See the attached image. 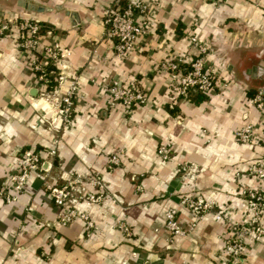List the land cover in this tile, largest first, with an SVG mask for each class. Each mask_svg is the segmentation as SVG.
<instances>
[{"label":"crops","instance_id":"crops-1","mask_svg":"<svg viewBox=\"0 0 264 264\" xmlns=\"http://www.w3.org/2000/svg\"><path fill=\"white\" fill-rule=\"evenodd\" d=\"M128 1L0 0V20L40 22L50 31L42 40L69 50L56 91L63 92L73 78L78 82L72 124L56 133L38 124L32 103L41 85L30 54L16 48L14 30L0 36V186L14 193L8 177L28 148L51 164L44 178L50 184L77 173L105 186L103 200L80 204L92 229L78 219L56 228L43 178L31 174L13 202L0 199V264H264V240L251 241L237 258L225 255L227 226L210 216L185 235H169L163 221L164 210L182 196H200L236 221L246 216L239 190L258 184L245 169L264 164V146L238 144L233 133L249 123L264 136V115L247 100L264 94V0H140L149 7L146 33L117 58L102 16L108 6ZM191 37L220 84L202 96L192 90L183 97L169 90L160 63L198 54ZM112 80H134L149 102L129 112L109 105L104 84ZM53 135L56 153L47 157ZM164 143L168 158L161 160L156 148ZM114 153L118 164L108 168ZM183 164L196 167L193 181L176 171ZM119 220L129 227L128 236L115 227ZM177 220L187 230L191 216L179 207Z\"/></svg>","mask_w":264,"mask_h":264},{"label":"built area","instance_id":"built-area-1","mask_svg":"<svg viewBox=\"0 0 264 264\" xmlns=\"http://www.w3.org/2000/svg\"><path fill=\"white\" fill-rule=\"evenodd\" d=\"M148 5L140 0H130L127 6L120 9L113 4L108 6L102 16V24L105 34L113 41V54L117 58H123L132 48L137 35H144L148 22ZM38 22L30 18H20L17 20H0V36L8 35L14 30V44L20 51L30 54V67L35 74L37 82L41 85V90L33 98V109L40 122H48L50 128L55 131L60 126L66 127L72 124V104L73 97L78 87L77 79H71L66 89L58 93L56 87L65 79L62 72V60L69 56V50L61 47L55 42L42 40V34L38 32ZM50 33L49 30L44 32ZM190 43L199 51L194 57L184 59L182 57L167 58L160 63L166 71L167 85L172 93L185 96L189 89H195L202 93L210 92L219 82L218 75L212 72L203 64V57L200 53L204 49L199 45L195 37H191ZM40 49L42 59H49L56 69L53 79L56 83L52 90H46L47 79L44 75L42 62L33 53V49ZM220 84V83H219ZM227 82H221V87ZM104 89L108 96L109 105L119 104L124 112H129L133 107L145 105L149 102L148 97L137 88L134 80H129L124 84H118L112 80L104 84ZM248 102L253 109L264 115V94L255 92L248 96ZM41 101V102H40ZM49 128V127H47ZM49 128V129H50ZM203 131V130H201ZM235 142L241 145L262 144L264 146V136L261 135L252 124L246 123L233 133ZM58 138L53 135L49 146L46 149V156L52 157L56 153ZM169 144H160L156 148V154L161 160L168 158ZM117 154L107 157L108 168L118 164ZM51 164L43 160L40 152L35 149H24L17 159V170L8 177L9 185L14 193L20 192L26 185L31 174L43 178V188L54 206L53 225L57 227L66 226L78 219L83 223L85 229H92L93 222L87 213L80 208L82 202L97 203L105 197L104 184L96 177L81 174H73L65 179L61 184H50L44 181ZM246 172L258 180L254 187H244L239 190V195L243 201V208L246 213L242 221L233 220L230 215L220 208L212 209L210 201L200 196H182L174 206L167 207L163 212L164 227L169 235H185L187 231L193 230L198 220L210 216L215 221L223 222L227 226L226 235L222 241V250L225 255L237 258L244 254L248 243L255 240H264V164L254 162L246 167ZM183 179L193 181L197 170L192 165H179L176 169ZM93 187L95 191L86 189L84 182ZM14 193H9L3 186H0V199L5 202H13L16 199ZM111 200L119 202L114 194H110ZM186 209L191 216L187 230L181 227L177 220L178 208ZM239 211V209H237ZM124 235L130 234V229L123 221L119 220L114 224ZM133 256L135 252L131 253ZM141 264H145L142 262Z\"/></svg>","mask_w":264,"mask_h":264},{"label":"trees","instance_id":"trees-1","mask_svg":"<svg viewBox=\"0 0 264 264\" xmlns=\"http://www.w3.org/2000/svg\"><path fill=\"white\" fill-rule=\"evenodd\" d=\"M115 6H118L120 9H122V8H124V7L127 6V2L125 4H121V3L117 4L116 3ZM38 25H39V29H38L39 34L40 33L41 34L44 33L45 30H47V28H48V27L44 26L43 24H41L40 22H38ZM32 51L37 56V58L39 60H41L42 62L45 61V63L42 64V69H43L44 75H45V77L47 79L45 89L46 90H52L54 88L55 84H56L55 81H54V79H53V73L56 72L55 67L50 62L49 59H44V60L42 59V57L40 56V49L39 48H35ZM192 90H194V92H196L198 95H201L202 96L204 94V93L199 92V91H197L195 89H189L188 91L191 92ZM188 91L186 92V94L188 93Z\"/></svg>","mask_w":264,"mask_h":264},{"label":"water","instance_id":"water-1","mask_svg":"<svg viewBox=\"0 0 264 264\" xmlns=\"http://www.w3.org/2000/svg\"><path fill=\"white\" fill-rule=\"evenodd\" d=\"M30 8H31L32 10H37V11H40V10L43 9V8H41V7H36V5H31ZM75 22H76V21H75ZM75 22H74V23H75ZM31 93H32V95H34V94H35V89H34V92L32 91Z\"/></svg>","mask_w":264,"mask_h":264},{"label":"rangeland","instance_id":"rangeland-1","mask_svg":"<svg viewBox=\"0 0 264 264\" xmlns=\"http://www.w3.org/2000/svg\"><path fill=\"white\" fill-rule=\"evenodd\" d=\"M35 113H36V112H35ZM39 114L41 115L42 113L39 111ZM39 114H36V115L39 116ZM49 121H50V120H48V122H49ZM46 123H47V122H44V124H46ZM46 127H49V128H50L51 126H50V124H46ZM4 202H5V201H4ZM6 203H8V202H6Z\"/></svg>","mask_w":264,"mask_h":264},{"label":"bare ground","instance_id":"bare-ground-1","mask_svg":"<svg viewBox=\"0 0 264 264\" xmlns=\"http://www.w3.org/2000/svg\"><path fill=\"white\" fill-rule=\"evenodd\" d=\"M41 102V101H40Z\"/></svg>","mask_w":264,"mask_h":264}]
</instances>
